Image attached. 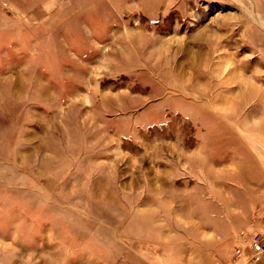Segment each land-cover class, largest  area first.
Returning a JSON list of instances; mask_svg holds the SVG:
<instances>
[{"label": "rangeland", "instance_id": "obj_1", "mask_svg": "<svg viewBox=\"0 0 264 264\" xmlns=\"http://www.w3.org/2000/svg\"><path fill=\"white\" fill-rule=\"evenodd\" d=\"M263 135L264 0H0V264H228Z\"/></svg>", "mask_w": 264, "mask_h": 264}, {"label": "built area", "instance_id": "obj_2", "mask_svg": "<svg viewBox=\"0 0 264 264\" xmlns=\"http://www.w3.org/2000/svg\"><path fill=\"white\" fill-rule=\"evenodd\" d=\"M247 250L250 252L247 253ZM263 257L264 229L253 231L244 243L236 248L232 261L228 264H250L260 261Z\"/></svg>", "mask_w": 264, "mask_h": 264}, {"label": "crops", "instance_id": "obj_3", "mask_svg": "<svg viewBox=\"0 0 264 264\" xmlns=\"http://www.w3.org/2000/svg\"><path fill=\"white\" fill-rule=\"evenodd\" d=\"M264 136V135H263ZM261 148V147H260ZM264 148V147H263ZM263 155H264V152H263ZM264 189V188H263ZM263 195H264V192H263ZM260 202V201H259ZM259 202H256V203H254L255 205H253V206H251V207H248V209H252L253 208V210L255 211L254 212V214L255 215H257V217L258 218H256V219H258L257 221H259V222H264V200H261V203L258 205V203ZM255 208V209H254ZM256 220H255V223L254 224H252V225H250L249 226V229H248V231H249V234L248 235H250L253 231H254V227H255V225H256ZM239 238H237V239H235V248H234V250L237 248V247H239L240 245H242L243 243H244V241L245 240H238ZM250 251H248L247 250V253H249ZM233 255H234V251H233V253L231 254V256H230V258H229V261H232V258H233ZM228 261V262H229ZM161 264V263H160ZM250 264H264V257L260 260V261H258V262H255V263H250Z\"/></svg>", "mask_w": 264, "mask_h": 264}, {"label": "bare ground", "instance_id": "obj_4", "mask_svg": "<svg viewBox=\"0 0 264 264\" xmlns=\"http://www.w3.org/2000/svg\"><path fill=\"white\" fill-rule=\"evenodd\" d=\"M258 23V22H257Z\"/></svg>", "mask_w": 264, "mask_h": 264}]
</instances>
